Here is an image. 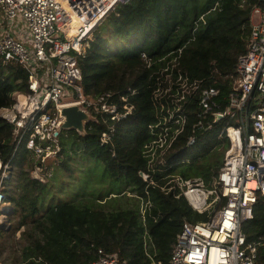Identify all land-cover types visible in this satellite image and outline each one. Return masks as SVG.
Instances as JSON below:
<instances>
[{"label":"trees","instance_id":"trees-1","mask_svg":"<svg viewBox=\"0 0 264 264\" xmlns=\"http://www.w3.org/2000/svg\"><path fill=\"white\" fill-rule=\"evenodd\" d=\"M260 7L262 0H131L99 25L78 58L85 94L97 99L112 93L111 102L121 113L125 105L132 110L120 121L98 116L87 125L86 137L63 132L62 154L83 151L128 190L110 193L115 195L111 199L91 195L45 207L49 185L26 169L34 168L30 153H18L11 163L18 173L15 191H8L7 198L13 204L9 221L16 224L9 232L0 228V239L26 228L29 244L20 259L5 264H94L99 250L127 264H169L183 224L209 219L170 181L200 180L207 189L218 188L226 149L221 135L233 124L225 119L210 131L197 130L196 146L186 149L200 92L218 90L217 101L227 108L238 61L248 51L252 12ZM18 91H28V73L15 63H0V110L12 105ZM103 134L110 135L108 144L102 143ZM176 135L170 149L160 148V139L170 143ZM14 149L13 128L0 119V159L9 162ZM243 231L248 242L258 245L257 263L264 264V195Z\"/></svg>","mask_w":264,"mask_h":264},{"label":"built area","instance_id":"built-area-1","mask_svg":"<svg viewBox=\"0 0 264 264\" xmlns=\"http://www.w3.org/2000/svg\"><path fill=\"white\" fill-rule=\"evenodd\" d=\"M130 1L0 0V63L3 66L15 63L28 73V91L15 92L12 105L0 110V119L13 128L15 145L9 162L0 159V228L6 229L9 220L6 208L11 203L7 201L6 184L13 177V158L27 150L35 161L31 175L38 181L43 165L63 158V132L59 131V125L64 107L82 106L96 120L98 116H108L112 121H120L131 113L132 108L126 105L123 107L126 112H120L118 105L111 102L112 93H104L97 99L88 97L78 63L99 25L117 7ZM262 2L263 7L252 12L248 51L238 61V76L227 108L221 109L218 90L200 92L197 123L186 149L196 146L197 130L213 128L216 115L233 124L227 125L221 135L226 149L218 188L207 189L200 180L170 181L196 212L207 213L209 219L183 224L169 264H258V245L248 242L243 226L253 219L259 196L264 195ZM18 22L26 28V38L16 31ZM123 102L127 100L123 98ZM182 131L178 130L177 135ZM177 135L170 143L166 138L157 143L160 148L168 145L166 149H170ZM110 140L109 134L102 135L103 144ZM214 205L216 209L211 211ZM94 264L127 263L99 250Z\"/></svg>","mask_w":264,"mask_h":264},{"label":"rangeland","instance_id":"rangeland-1","mask_svg":"<svg viewBox=\"0 0 264 264\" xmlns=\"http://www.w3.org/2000/svg\"><path fill=\"white\" fill-rule=\"evenodd\" d=\"M25 29L26 28H24V26L18 22L16 31L19 32L24 38L27 37V32ZM167 120H169V118ZM64 137L65 139L69 140L70 136L67 134ZM152 154L154 155V153ZM70 155V157L63 155V158H59L43 165L42 174L39 175V182L49 185L48 193L43 197L44 201L42 200L45 204V207L51 204L58 205L77 203V201L82 199V197L84 200L88 198L92 199L93 197L91 195L106 197L110 193L118 194L128 190V186L125 185L126 183L113 182L108 177L105 166L99 162L90 161L85 157L83 151L79 150L75 153H71ZM26 169H29L31 174V171L34 168ZM12 176L14 178L12 177V179L7 181L6 186L10 193L13 194L17 179L15 176H18L17 171L12 172ZM145 176L146 177H144V180L148 181V176ZM128 195L132 197L131 194ZM112 197H115V195H109L108 199H111ZM140 208L142 215H144L146 205L143 202H141ZM6 209L7 211L12 210L13 204L11 203ZM215 209L216 205L212 207L211 211H215ZM42 212H44V208ZM8 219L10 218L8 217ZM7 221L8 223L6 224L7 227L5 231L9 232L16 224V220ZM25 230L26 228H23L15 235L8 234L0 239V264L10 263L11 261H14V259H20L22 249L24 246L29 244L27 241L28 237H24L23 235Z\"/></svg>","mask_w":264,"mask_h":264},{"label":"water","instance_id":"water-1","mask_svg":"<svg viewBox=\"0 0 264 264\" xmlns=\"http://www.w3.org/2000/svg\"><path fill=\"white\" fill-rule=\"evenodd\" d=\"M222 115H216L217 122L222 119ZM96 119L85 111L82 106H68L61 110L60 132H77L80 136H87V125ZM235 155L233 154V157ZM141 176L146 177L144 173Z\"/></svg>","mask_w":264,"mask_h":264},{"label":"bare ground","instance_id":"bare-ground-1","mask_svg":"<svg viewBox=\"0 0 264 264\" xmlns=\"http://www.w3.org/2000/svg\"><path fill=\"white\" fill-rule=\"evenodd\" d=\"M194 197L197 198L196 195Z\"/></svg>","mask_w":264,"mask_h":264}]
</instances>
